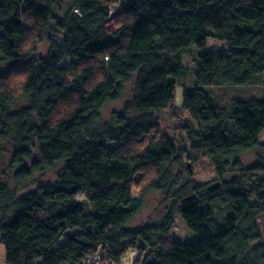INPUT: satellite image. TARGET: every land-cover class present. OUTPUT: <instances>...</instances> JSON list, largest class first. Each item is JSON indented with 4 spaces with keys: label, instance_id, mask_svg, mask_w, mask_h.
<instances>
[{
    "label": "trees",
    "instance_id": "16d2710c",
    "mask_svg": "<svg viewBox=\"0 0 264 264\" xmlns=\"http://www.w3.org/2000/svg\"><path fill=\"white\" fill-rule=\"evenodd\" d=\"M263 131L264 0H0L6 264H264ZM149 193L165 214L128 228ZM175 214L195 240L166 243Z\"/></svg>",
    "mask_w": 264,
    "mask_h": 264
},
{
    "label": "rangeland",
    "instance_id": "374dc122",
    "mask_svg": "<svg viewBox=\"0 0 264 264\" xmlns=\"http://www.w3.org/2000/svg\"><path fill=\"white\" fill-rule=\"evenodd\" d=\"M30 40H28V46L32 43V37H28ZM39 53L44 54L45 53V46L42 44L36 45ZM208 47L209 51L212 54L219 53L220 51H226L227 45L225 42L209 38L208 39ZM186 63H190L189 57L186 58ZM69 61L65 60L63 65L68 66ZM132 85L129 84L127 88L124 90V94L122 95V98L119 102L116 103H108L104 106L102 110V119L104 121H108L110 119V115L113 111H120L125 101H127L130 97ZM182 97V90L181 88L176 89V102L179 104L181 102ZM171 119L170 113H162L160 115V124L161 127H163L165 132L170 136L173 141L178 143V139L180 137V133L178 129H175L173 126V122ZM176 123V122H175ZM260 141L264 142V131L259 137ZM256 151L247 152L243 155H241V160L244 164H250L256 160ZM189 165V164H188ZM188 167V166H187ZM190 168V165L189 167ZM57 170V168H56ZM191 177H193L197 182H206V180L210 178H214L213 174L211 172L210 167L207 164L201 163L199 167L194 168V166H191ZM46 178H52V173H46ZM133 195L137 197L139 194L136 190L133 191ZM165 203L164 198L162 195L158 193H149L147 194L143 199V205L139 213L134 217V219L128 224V228H134L138 227L144 224H157L160 222L162 216L165 214ZM174 225L168 232V234L164 237L166 240V243L170 242H179V243H186L191 242L195 240L197 237L195 234L191 233L185 226L183 220L181 219V216L179 214L174 215ZM157 250L160 249V247L156 248ZM136 252L129 251L124 257H122V260L124 263H127L131 257H133ZM5 255H4V248L0 244V264H6L5 263ZM94 263H99L100 259L98 257H94L92 259Z\"/></svg>",
    "mask_w": 264,
    "mask_h": 264
},
{
    "label": "water",
    "instance_id": "95a60500",
    "mask_svg": "<svg viewBox=\"0 0 264 264\" xmlns=\"http://www.w3.org/2000/svg\"><path fill=\"white\" fill-rule=\"evenodd\" d=\"M59 38H61V37H59ZM187 166L189 167V165H187ZM218 185H219V182H217V183H215L214 185L208 187V190L211 191L212 189L216 188ZM192 198H193V196H188L187 198H185V200L188 201V200H190V199H192Z\"/></svg>",
    "mask_w": 264,
    "mask_h": 264
},
{
    "label": "clouds",
    "instance_id": "9594fccd",
    "mask_svg": "<svg viewBox=\"0 0 264 264\" xmlns=\"http://www.w3.org/2000/svg\"><path fill=\"white\" fill-rule=\"evenodd\" d=\"M60 39V38H59Z\"/></svg>",
    "mask_w": 264,
    "mask_h": 264
}]
</instances>
